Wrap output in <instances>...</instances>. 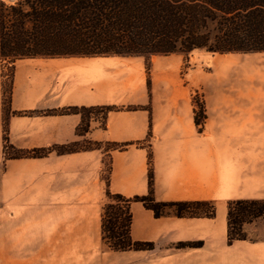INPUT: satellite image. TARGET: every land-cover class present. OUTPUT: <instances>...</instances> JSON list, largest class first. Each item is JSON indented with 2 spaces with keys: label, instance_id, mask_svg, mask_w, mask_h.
Wrapping results in <instances>:
<instances>
[{
  "label": "crops",
  "instance_id": "0c3cea01",
  "mask_svg": "<svg viewBox=\"0 0 264 264\" xmlns=\"http://www.w3.org/2000/svg\"><path fill=\"white\" fill-rule=\"evenodd\" d=\"M184 58L153 56L150 85L143 56L18 60L11 110L39 113L11 114L7 126L0 72V264H75L76 256L95 255L103 242L106 158L109 189L143 196L150 193L149 152L157 201H213L216 216L156 217L133 202L132 239L154 248L121 253L145 254L154 262L147 264H264V216L243 225L246 239L228 244L229 200L264 199V161L251 160L254 107L225 96L214 101L206 91V118L198 124L193 98L203 74L195 67L182 73ZM73 105L118 110L109 112L106 128L93 120L86 136L77 134L79 114H44ZM6 133L21 150L84 139L127 146L7 158Z\"/></svg>",
  "mask_w": 264,
  "mask_h": 264
},
{
  "label": "trees",
  "instance_id": "16d2710c",
  "mask_svg": "<svg viewBox=\"0 0 264 264\" xmlns=\"http://www.w3.org/2000/svg\"><path fill=\"white\" fill-rule=\"evenodd\" d=\"M194 50L212 53L264 52V0H0V71L3 80L4 124L11 114L34 115L38 111L13 112L11 98L16 62L27 58L65 56H143L150 72L151 58ZM150 85V79H148ZM198 124L206 118L205 103L193 98ZM111 105L67 106L44 114H79L77 134L86 136L92 121L106 128ZM97 114V115H96ZM152 126V121H151ZM7 158H38L52 152L67 154L100 149L91 139L28 150L17 149L4 137ZM80 141L84 144L80 145ZM123 150L127 145L107 143ZM150 193L126 197L106 190L102 206V239L111 250L153 249L151 242L131 236V204L141 202L156 217H214L213 201H157L153 195L154 171L149 152ZM264 216V199L228 202V244L246 239L243 225Z\"/></svg>",
  "mask_w": 264,
  "mask_h": 264
},
{
  "label": "rangeland",
  "instance_id": "374dc122",
  "mask_svg": "<svg viewBox=\"0 0 264 264\" xmlns=\"http://www.w3.org/2000/svg\"><path fill=\"white\" fill-rule=\"evenodd\" d=\"M7 3H14L17 0H5ZM184 65L182 73H186L190 68H197L203 74L202 91L196 93L199 102L205 101L206 91L212 95L213 100L226 97V102L237 104H250L253 110L251 114V153L252 166L257 158L264 161V52L255 53H212L206 50H194L188 56L184 55ZM229 58V59H228ZM151 66L148 74L151 84ZM147 68V65H146ZM1 72V71H0ZM148 73V71H147ZM2 76V74H1ZM9 84V78H4ZM257 107V108H255ZM97 115V114H96ZM101 124V123H100ZM106 143L102 144L106 150L113 148ZM84 144L80 141V145ZM101 147V148H102ZM102 171V178L107 180L110 173V161L105 160ZM108 199L106 197L105 202ZM44 215H51V209H43ZM122 251L111 250L104 242L99 251L92 256H76L75 264H147L148 259L145 254L121 253ZM160 258V257H155ZM161 264L160 260L155 261Z\"/></svg>",
  "mask_w": 264,
  "mask_h": 264
}]
</instances>
